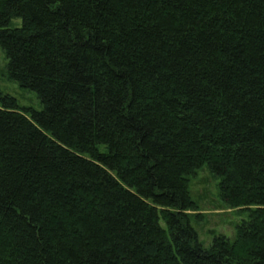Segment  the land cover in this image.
Masks as SVG:
<instances>
[{"label": "trees", "instance_id": "1", "mask_svg": "<svg viewBox=\"0 0 264 264\" xmlns=\"http://www.w3.org/2000/svg\"><path fill=\"white\" fill-rule=\"evenodd\" d=\"M0 48V264H264V0H0Z\"/></svg>", "mask_w": 264, "mask_h": 264}, {"label": "rangeland", "instance_id": "2", "mask_svg": "<svg viewBox=\"0 0 264 264\" xmlns=\"http://www.w3.org/2000/svg\"><path fill=\"white\" fill-rule=\"evenodd\" d=\"M0 92L15 98L20 107L40 110L41 104L34 92L25 90L7 75L6 59L0 48ZM191 197L199 205L195 213L198 218L191 220V225L198 234L204 247H209L214 235L233 238L235 227L248 219L247 212L227 208L218 196V179L204 166L190 179Z\"/></svg>", "mask_w": 264, "mask_h": 264}]
</instances>
